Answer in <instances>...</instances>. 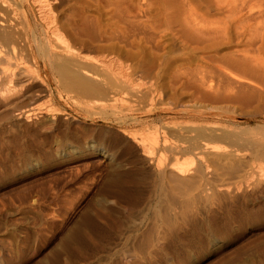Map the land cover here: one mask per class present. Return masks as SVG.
<instances>
[{"label": "rangeland", "instance_id": "374dc122", "mask_svg": "<svg viewBox=\"0 0 264 264\" xmlns=\"http://www.w3.org/2000/svg\"><path fill=\"white\" fill-rule=\"evenodd\" d=\"M258 9L252 6L255 15ZM247 33L212 40L219 53L200 67L206 77L234 51L251 60L230 69L253 72L250 62L264 60V47L251 43L264 39V17ZM182 51L173 41L166 61L173 70L194 69ZM18 61L24 70L0 85L9 87L0 92V264H264V162L253 181L227 180L228 192L211 180L207 200L170 193L153 170L196 168L191 144L178 134L187 125L224 128L231 137L219 143L250 156V139L264 135L263 102L208 103L195 87L179 86L183 79L151 103L129 94L114 101L60 94L56 73ZM31 108L34 114L21 113ZM38 110L54 118L42 120ZM128 136L185 150L153 148L149 161Z\"/></svg>", "mask_w": 264, "mask_h": 264}, {"label": "bare ground", "instance_id": "6f19581e", "mask_svg": "<svg viewBox=\"0 0 264 264\" xmlns=\"http://www.w3.org/2000/svg\"><path fill=\"white\" fill-rule=\"evenodd\" d=\"M256 3L257 15L252 11ZM261 6L264 0H0V85L24 70L18 59L26 57L58 75L60 94L76 91L111 101L129 94L151 103L157 93L183 79L179 86L195 87L197 98L208 103L253 99L264 103V60L250 62L252 73L235 72L230 69L232 61L243 64L251 58L234 51L219 56L220 61L226 57L227 66L215 65L210 77L200 68L215 61L219 49L208 52L217 36L228 38L233 30L236 37H244L252 22L260 24ZM219 12L224 16L215 19ZM173 41L181 43L187 63L194 60V69L184 70L183 64L171 68L166 58ZM263 42L261 34L251 40L257 48H263ZM2 91L1 95L9 87ZM32 110L21 113L28 117ZM37 113L42 120L54 118L51 110ZM181 133L191 144L196 168H165V164L153 168L170 193H194L207 200L211 180L216 189L228 192L227 180L253 181L264 162V135L250 139L249 156L233 143H219L231 137L224 128L187 125L178 130ZM130 138L146 158L153 148H166L171 154L185 150L181 144L165 146L164 138L160 145L146 144L140 136Z\"/></svg>", "mask_w": 264, "mask_h": 264}]
</instances>
